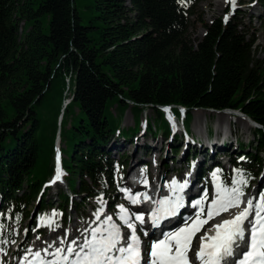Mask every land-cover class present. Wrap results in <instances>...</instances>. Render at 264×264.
I'll return each mask as SVG.
<instances>
[{"label": "trees", "instance_id": "16d2710c", "mask_svg": "<svg viewBox=\"0 0 264 264\" xmlns=\"http://www.w3.org/2000/svg\"><path fill=\"white\" fill-rule=\"evenodd\" d=\"M202 1L0 0V223L9 241L14 227L29 222L31 229L52 211L67 222L69 194L45 197L58 134L68 188L83 203L103 197L111 204V191L127 176L111 141L124 144L149 129L168 136L165 105H174L180 116L176 105L186 108L188 132L191 111L200 108L238 110L260 124L255 144H240L237 158L229 156L248 178L244 192L257 182L264 153V60L256 58V38L243 13L205 23L197 12ZM257 1L264 10V0ZM82 5L91 12L86 21ZM261 22L264 28V12ZM200 24L205 33L194 42L190 29ZM65 98L70 102L63 108ZM128 108L135 125L124 128ZM146 108L154 111L157 128L141 124ZM211 168L231 186L236 171L225 172L220 162ZM77 205L82 213L85 206Z\"/></svg>", "mask_w": 264, "mask_h": 264}, {"label": "snow or ice", "instance_id": "6c2138e0", "mask_svg": "<svg viewBox=\"0 0 264 264\" xmlns=\"http://www.w3.org/2000/svg\"><path fill=\"white\" fill-rule=\"evenodd\" d=\"M233 11L235 0H230ZM227 16L225 19L227 20ZM236 175L231 181V186L219 182L220 170L212 173L215 183V197L207 208L206 218L201 219L204 212V204L208 193L205 192L201 199L195 201L200 211L185 222L184 226L163 234V238L154 240L147 254H142V241L137 235V224L144 223L142 215H134L123 205L119 206L118 224L113 221L112 216H106L103 221L100 216L104 211L103 197L98 198L101 205L95 213L99 222L97 227L85 229L84 238L67 241L60 238L57 242L49 244L42 250L33 251L27 249L20 258L19 264H193L189 257L192 250V240L204 224L214 216L229 209H240L230 219H224L213 225L214 234H205L200 237L198 250L195 251V260L199 264H227L229 258H233L232 264H264V192L258 198L244 200V188L248 184L245 173L236 169ZM147 170H143L141 183L148 184L146 178ZM62 171L57 163L56 175L50 183L61 180ZM171 197L155 201L157 207L153 209L151 219L154 226H159L166 217L175 216L183 206V197L180 193L187 187V182L178 183L175 179L171 181ZM127 199L132 204L140 202V197L148 200L147 193H136L132 195L130 190L122 189ZM244 205L241 208V205ZM59 214L53 211L51 215L42 216L39 226L52 228L56 225L55 217ZM20 217H16L19 222ZM122 226H126L127 232H122ZM7 226L0 223V253L6 254V245L15 243L9 241L5 236ZM142 230V229H141ZM27 231V230H25ZM147 236L148 233L144 232ZM67 241V242H66ZM0 264H3L0 261Z\"/></svg>", "mask_w": 264, "mask_h": 264}, {"label": "rangeland", "instance_id": "374dc122", "mask_svg": "<svg viewBox=\"0 0 264 264\" xmlns=\"http://www.w3.org/2000/svg\"><path fill=\"white\" fill-rule=\"evenodd\" d=\"M216 1L217 0H205L200 2L197 8L198 15L201 16L202 20L205 23H212L219 17L225 19V17L227 16L229 18L237 11L243 13L244 25L249 30H251L256 38L254 46L256 58H258V60L260 61H263L264 28L261 22V15L263 14L264 10L259 2L257 0H235V10L233 11L230 0H223L222 3H218ZM126 3L129 4V0H126ZM80 9L82 11L84 20H88L91 12H87L86 8L83 5L80 7ZM204 33L205 27L202 24L197 25L196 27L192 26L190 29V37L194 42H197L199 39H201ZM129 103L130 105L132 104V102ZM202 110L204 109H193L191 111V132L188 133L190 134L189 137L191 139H195L194 141L196 143H190L189 141H186L185 137L181 133H176L172 136L170 133V135L168 134V136H162L161 134H158V136H154L151 133L150 129L144 132L136 133V135L132 136L131 139L123 142L124 144H122L121 140L120 142L117 139L112 140L111 143H116V145H118V147L120 148L119 155L123 157L121 158V161L124 164L125 168L123 169L122 173L125 174L127 173V171H130L131 165L137 164L138 161L145 162L148 165L146 176L153 179L152 181L156 182V185L161 186L162 190H165V188L171 189L170 184L172 180L175 179L178 183H184L187 180V176L192 174V167L196 166L206 155L207 157L210 155V150L205 146L206 138L209 134L212 141L214 140L215 144L217 143L216 147L213 149L214 152H212V154H215V151L218 149L219 151L224 152L225 156L222 159H219L220 163L224 166L225 172L234 174L235 168L232 164L228 163L227 159L229 158V156L237 158L239 152L241 151L239 143L249 147L255 144V128L248 126V120L243 117H234L233 115L224 117L223 115L214 113V111H206L205 113H202ZM113 111L114 113L119 112V110L115 108ZM140 122L143 126L144 124H147L148 128H157L158 126V122L155 119V113L151 108H146L145 111L140 114ZM179 123L181 122L179 121ZM134 125V114L131 112L130 108H128L123 115L121 126L124 128H128ZM222 136L228 137L227 145L222 143ZM174 146L179 148V152L177 154H173L172 147ZM197 148L201 149L202 152H197L199 157L192 161L190 155ZM248 149L251 150V148ZM119 155L116 152L114 156L119 159ZM260 156L263 157V164L261 166L259 177L257 179V182L254 183L251 188L245 192L244 200H247V198L250 197L258 198L259 194L261 192H264V153L260 154ZM173 158L175 162L172 161ZM189 158L190 160H188ZM197 160L198 163H196ZM188 161L191 162L188 163ZM165 163L169 164V172L166 170ZM204 166H208V162H205ZM177 169L182 170H179L178 174L175 176ZM119 173L121 175L120 169L117 170L116 175ZM212 179V172H210L202 179V181L200 180L201 182L199 181L197 183H201V185H204L205 188H210ZM128 183L129 182L127 177L122 183L119 182V186L116 185V189H113L111 191L112 203L110 204L107 201H104V211L100 216L101 221H103V217L111 215V211L113 210L111 206L115 208L114 211L118 214L120 213V205H123L125 208L128 206L126 193L122 191L124 185H127V188H129ZM49 187V190L45 193V197L48 201L57 200L59 193L62 190L67 193L69 191V189L66 188V181L62 180V178ZM70 192L71 193L69 194L71 196H69L72 199L70 204L72 205V207L68 212L67 222H60L59 216H57L55 217V222L58 227H56L55 225L52 228L46 226L45 228H42L41 231H39L37 223L35 227H32L30 229L29 222H26L21 226L14 227L12 240H14L15 243L10 242L5 246L6 254L0 253V261L4 260L3 264H8L10 262L19 264L20 258L25 254L27 249L31 248L33 251H35L33 249L34 240H37V243L39 244H44V246H42V249H44L47 247V245L53 243L54 241L57 242L58 246V241L60 238L66 237L68 240V237L70 236L71 241L74 240L73 237L75 234L80 239L84 238V230L90 229V223L97 221L95 213L101 205L98 203V198H93L91 205L88 207L85 203H83V199H81V197L77 193H73L71 189ZM204 192L205 191L203 190L200 197L204 195ZM212 196L213 194L211 193V198L204 208L203 219L206 218L207 207L212 200ZM77 202L85 206L83 208L82 214L80 215ZM94 204L97 206L96 209L94 207ZM194 207L196 208L195 213L200 211L199 206L195 204ZM235 209L236 208L229 209L226 212L231 215L235 211ZM197 234L200 236L202 233L200 231ZM199 240L200 239L194 242L195 247L198 246ZM191 256L190 259L194 258V253L191 254Z\"/></svg>", "mask_w": 264, "mask_h": 264}, {"label": "bare ground", "instance_id": "6f19581e", "mask_svg": "<svg viewBox=\"0 0 264 264\" xmlns=\"http://www.w3.org/2000/svg\"><path fill=\"white\" fill-rule=\"evenodd\" d=\"M222 1L223 0H217L216 2L222 3ZM206 111L207 112H213V111H209V110H202V113L203 112L205 113ZM214 113H217L219 115H223L224 117H228L229 115L232 116V113H230L228 111H214ZM236 116L243 117V118L247 119L248 122H249L247 125L248 126H251V127H255V123L250 118H248L245 115H243L242 113L239 112ZM219 120H221V119H219ZM242 123H244V122H242ZM196 181H197V179H195V177H194L193 174L187 176V180H186L187 187L186 188H188L189 190H193L195 192L198 191V189L200 190L201 184L200 183L197 184ZM156 184H157L156 182H154V181L152 182V186L155 189H158L159 192H160V190L163 191L162 190V187L161 186H158ZM159 185H162V184H159ZM186 188L180 193V195L183 197V206L182 207H183V209H186V211L188 210V213L185 216L182 215V216L178 217V219L176 221H174L169 227H166L165 229H163L161 232H157L158 233V236L163 237V234L164 233H168V232H171V231H175L176 229L184 226V224H185L186 221L190 223L191 222V219L190 218H193V217L196 216V213H195V209L196 208L190 207V205H189V199L188 198H185L186 197V194L183 193V192H188V195H190V191L188 189L186 190ZM165 191H170V190H165ZM197 193L198 192H196V194ZM173 195H174V193L171 190L169 197H171ZM241 208H243V204H242ZM239 210L240 209H235V211L231 215L228 214V212H221L219 215L214 216L211 221H208L206 224H204L203 227H202V230H201V233L202 234L200 236L197 234L194 237L195 239L192 240V250L189 252V255L195 253V251L198 250V247H199V244H200V240H199V244H198L197 247L194 246L195 245L194 242L198 241V239H200V237L201 236H204L206 233L207 234H214L213 225H215L217 223H220L224 219H230ZM224 215H227V216H224ZM68 238L69 239L67 241H70V238L71 237L69 236ZM37 244H39V243H37ZM40 245L41 246H44V244H42V243H40ZM8 264H14V263L13 262H10ZM193 264H199V261H196L195 260V257H194V260H193Z\"/></svg>", "mask_w": 264, "mask_h": 264}, {"label": "water", "instance_id": "95a60500", "mask_svg": "<svg viewBox=\"0 0 264 264\" xmlns=\"http://www.w3.org/2000/svg\"><path fill=\"white\" fill-rule=\"evenodd\" d=\"M204 110H209V111H219V110H214V109H205V108H202ZM253 121V120H252ZM255 123V126H258V127H261L260 124H258L257 122L253 121Z\"/></svg>", "mask_w": 264, "mask_h": 264}]
</instances>
